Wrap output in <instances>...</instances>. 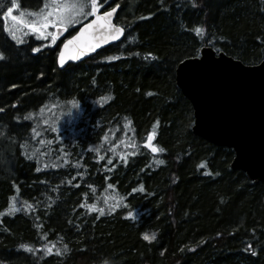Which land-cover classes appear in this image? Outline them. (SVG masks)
Segmentation results:
<instances>
[{"label": "trees", "instance_id": "1", "mask_svg": "<svg viewBox=\"0 0 264 264\" xmlns=\"http://www.w3.org/2000/svg\"><path fill=\"white\" fill-rule=\"evenodd\" d=\"M12 2L0 0V264H264V182L192 134L174 82L202 47L264 59V0H97L120 6L124 37L63 70L29 28L15 26L20 44L4 30L60 0H16L6 18Z\"/></svg>", "mask_w": 264, "mask_h": 264}, {"label": "water", "instance_id": "2", "mask_svg": "<svg viewBox=\"0 0 264 264\" xmlns=\"http://www.w3.org/2000/svg\"><path fill=\"white\" fill-rule=\"evenodd\" d=\"M119 7L114 4L104 10H96V15L92 14L66 39V30L56 28V37L64 39L55 57L56 68L63 70L67 65L84 62L119 43L124 36L120 26L122 31L115 34V39H104L105 30L97 25L95 40L99 43L91 51L87 50V45L95 41L91 30H88L69 45L64 65L58 62L65 43L72 41L98 15L111 11L110 23L117 25L115 20ZM80 49L84 50L83 55L79 54ZM72 54H76L77 59H71ZM174 80L191 106L192 134L213 146L232 150L230 169L243 173L253 184L264 182V59L256 65H245L222 52L202 47L197 57L184 59L176 65ZM151 141L147 143L150 150L148 145Z\"/></svg>", "mask_w": 264, "mask_h": 264}, {"label": "snow or ice", "instance_id": "3", "mask_svg": "<svg viewBox=\"0 0 264 264\" xmlns=\"http://www.w3.org/2000/svg\"><path fill=\"white\" fill-rule=\"evenodd\" d=\"M90 6L92 9V13L93 15H96V10L99 7L97 0H74V2L72 4H53V5H45V8H47V11H41L39 13L37 12H32L30 13V15L37 17V20H34L32 22H28L25 18H24V14L23 12L21 13L20 16H16V15H12L10 17L11 21L13 22V27L10 29L9 26L7 24H5L4 30L6 32L9 33V35L11 36V38L15 41L16 44H20L22 41L19 38V36L17 35V32L20 30L19 28L15 27L17 24L20 25L21 27H27L29 28L30 31L36 33L38 36L43 37L44 35H50L52 36L53 40H55V33H48L46 31L47 27L49 24H51L53 27L56 28H62L64 26L70 25L74 22H77V18L80 16L85 15V7ZM18 7V4L16 2V0H13V2L11 3V6L7 8V11L4 12V16L7 18L9 17V14L12 13L13 9H16ZM114 11V9H113ZM112 16V12H105L103 13L102 16H97L96 20H94L92 22V24L87 25L86 29H82L81 33L78 34L76 37H73L72 41H68L65 43L64 49L61 50V52L59 53V64L60 65H64L65 60L68 58L69 55V45L73 44L74 41L79 40L82 36L85 35V33L88 30H91L92 34H93V39L95 41V43H89L87 45V50L91 51L92 48L94 46H96V44L99 43L98 40H95V37L97 35V25H99V28H102L105 30V35H103L104 39H115L116 35L122 31V29L118 26V25H113L110 23V18ZM193 31L195 33H197L198 35H203L204 33V29L202 27H196L193 29ZM33 52H37L38 49L37 48H33L32 49ZM79 54L83 55L84 54V50L80 49L79 50ZM4 55L3 53H0V59H4ZM71 59L75 60L77 59V55L76 54H72L71 55ZM106 59L108 60H112L115 59V57L109 56L106 57ZM0 111H2V109H0ZM132 122L130 120H128V122L125 124V127L127 128L129 124H131ZM153 129H155L156 124L154 123L152 125ZM3 133L0 132V135H2ZM155 136V132L154 131H150L148 132V141H151ZM149 147H151L152 152H164L165 149L163 147L157 149L155 146L149 144ZM134 154V153H133ZM157 164H163L164 161L163 160H157L156 161ZM111 187V186H110ZM141 190H143V188H141ZM86 208H88L90 211L91 210H95L94 209V205H84ZM115 205H110L109 208L110 210L112 208H114ZM23 208L25 211H27L28 209L32 208L31 204H28L27 201L24 202ZM6 212H8L9 214H12L16 211H18V209L16 207L13 206L12 204V198H9V206L7 209H5ZM99 212L101 214H103V209H99ZM0 215H4L3 212H0ZM129 216H131V213L128 214ZM37 227H39L37 225ZM143 238L145 240H151L155 238V233H152L151 235H144ZM20 247L25 248L26 250H31L28 248L27 245H20ZM51 251L50 248H45V254H48V252ZM64 251L67 252L68 251V247L67 245L64 246ZM57 254H59V249H57ZM255 254V253H253Z\"/></svg>", "mask_w": 264, "mask_h": 264}, {"label": "rangeland", "instance_id": "4", "mask_svg": "<svg viewBox=\"0 0 264 264\" xmlns=\"http://www.w3.org/2000/svg\"><path fill=\"white\" fill-rule=\"evenodd\" d=\"M73 2H74V0H60L59 4H72ZM50 6H51V5H50ZM81 18H82V16L78 17V18H77V22H78L79 20H81ZM77 22H74V23H72V24H70V25H67V26H64V27H62V28H66V29L72 28V27L78 25V24H76ZM54 28H55V27H53L51 24H49L48 27H47V29H46V31H47L48 33H54ZM33 34L37 35V34L34 33V32H33ZM37 36H38V35H37ZM38 37H40V36H38ZM40 38H41V40H42V39L44 40V42H45V44H46L47 47H52V46L55 45V43L57 42L56 37H55V40H53L52 36H50V35H44L43 37H40Z\"/></svg>", "mask_w": 264, "mask_h": 264}, {"label": "bare ground", "instance_id": "5", "mask_svg": "<svg viewBox=\"0 0 264 264\" xmlns=\"http://www.w3.org/2000/svg\"><path fill=\"white\" fill-rule=\"evenodd\" d=\"M97 11H98V8H97ZM91 13H92V9L90 8V17H89L88 19L91 18V16H92ZM121 28H122V27H121ZM122 29H123V28H122ZM123 37H124V36H123ZM122 39H123V38H122ZM121 41H122V40H121ZM121 41H120V42H121ZM120 42H119V43H120ZM117 44H118V43H117ZM115 45H116V44H115ZM52 47H53V48L55 47V49H56V53H55V57H56L57 52H58L59 47H60V42H56L55 45H53ZM174 71H175V70H174ZM174 82H175V80H174ZM175 85H176V84H175Z\"/></svg>", "mask_w": 264, "mask_h": 264}, {"label": "clouds", "instance_id": "6", "mask_svg": "<svg viewBox=\"0 0 264 264\" xmlns=\"http://www.w3.org/2000/svg\"><path fill=\"white\" fill-rule=\"evenodd\" d=\"M105 264H108V262H107V261H105Z\"/></svg>", "mask_w": 264, "mask_h": 264}, {"label": "flooded vegetation", "instance_id": "7", "mask_svg": "<svg viewBox=\"0 0 264 264\" xmlns=\"http://www.w3.org/2000/svg\"><path fill=\"white\" fill-rule=\"evenodd\" d=\"M57 42H59V41L57 40Z\"/></svg>", "mask_w": 264, "mask_h": 264}]
</instances>
